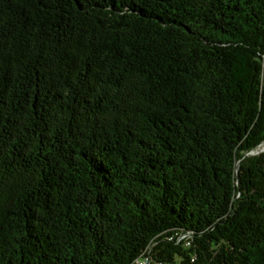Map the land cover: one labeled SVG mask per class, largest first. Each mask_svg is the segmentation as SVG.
<instances>
[{"label":"trees","instance_id":"obj_1","mask_svg":"<svg viewBox=\"0 0 264 264\" xmlns=\"http://www.w3.org/2000/svg\"><path fill=\"white\" fill-rule=\"evenodd\" d=\"M146 258L264 264V0H0V264Z\"/></svg>","mask_w":264,"mask_h":264},{"label":"built area","instance_id":"obj_2","mask_svg":"<svg viewBox=\"0 0 264 264\" xmlns=\"http://www.w3.org/2000/svg\"><path fill=\"white\" fill-rule=\"evenodd\" d=\"M150 263H151V262H150V259H149V258H146V259H144V260L138 262V264H150Z\"/></svg>","mask_w":264,"mask_h":264},{"label":"water","instance_id":"obj_3","mask_svg":"<svg viewBox=\"0 0 264 264\" xmlns=\"http://www.w3.org/2000/svg\"><path fill=\"white\" fill-rule=\"evenodd\" d=\"M251 154H254L253 152Z\"/></svg>","mask_w":264,"mask_h":264}]
</instances>
